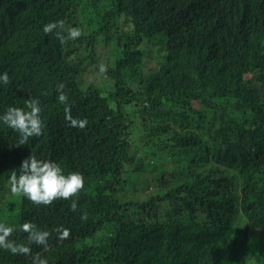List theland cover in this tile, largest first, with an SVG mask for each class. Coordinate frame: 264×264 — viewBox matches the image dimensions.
Here are the masks:
<instances>
[{"label": "trees", "instance_id": "obj_1", "mask_svg": "<svg viewBox=\"0 0 264 264\" xmlns=\"http://www.w3.org/2000/svg\"><path fill=\"white\" fill-rule=\"evenodd\" d=\"M50 22L62 23L66 47L43 31ZM69 28L81 35L69 38ZM147 40L165 41L167 59L133 97L146 132L165 138L164 163L153 165L164 214L158 200L120 197L125 164L138 156L126 124L133 112L89 82L104 71L128 99ZM109 43L104 65L99 47ZM2 72L0 113L36 98L43 125L20 144L0 122V171H19L31 153L87 179L73 209L32 207L0 177V221L69 230L56 264H264V0H0ZM66 106L87 129H65ZM1 253L0 264H26Z\"/></svg>", "mask_w": 264, "mask_h": 264}, {"label": "clouds", "instance_id": "obj_2", "mask_svg": "<svg viewBox=\"0 0 264 264\" xmlns=\"http://www.w3.org/2000/svg\"><path fill=\"white\" fill-rule=\"evenodd\" d=\"M54 29V30H53ZM52 42L58 43L64 47L67 46L68 40L63 33V25L61 22H50L43 26L45 33L51 32ZM67 35L69 38H76L81 35V31L78 28H69ZM148 48L150 46H158L163 49V59L161 65L149 72L144 73V58L141 63V71L130 77L126 86L128 99H123L119 94L115 80L109 78L112 83L111 88L105 91V97L113 103L122 102L126 103L132 110L133 114L138 118L141 125V138L145 139V146L153 149L150 157L158 156L160 159L166 156L162 148L163 140L151 136L146 132L143 125V120L140 116L139 109L142 104L139 105L138 101L134 99L133 93L136 92L141 84L140 81L146 76L157 72L166 62L167 50L165 41L147 40ZM144 51V47L141 46ZM149 50V49H148ZM250 74V77L246 75ZM253 73L248 71L244 74L243 78L251 79ZM9 76L7 72L0 73V83H7ZM64 85H60L57 88L58 100L65 102L67 96L64 94ZM66 119L64 121L65 129H71L76 131H83L87 129L86 119H75L69 113L67 106L65 108ZM76 115L79 114L74 109ZM41 105L38 99L29 98L25 100L24 107H18L15 105H9L2 113H0V122L7 125L10 129L17 131L19 135V143L24 144L29 137L39 136L42 131V119H41ZM81 116V115H80ZM135 121L133 117L126 120V124L129 126V140L130 151L133 152L132 142V128ZM131 156V154H130ZM153 163L148 161L143 163L142 159L138 156H131V161H127L124 168V180L120 186L119 195L126 202L142 203L140 200H134L126 198L123 194L125 186L129 185L132 192H137L139 189L136 187L138 176L140 172L150 168V173H153ZM134 165L133 168L131 166ZM19 171H10L7 167L4 171H0V177L2 184L5 187L10 186V191L13 194H22L24 198L22 201L35 208H47L56 204H70L74 209L76 207V199L80 193L86 189L87 179L84 176L83 171L65 168L62 169L60 164L54 160L38 158L30 153L28 157L21 161L19 165ZM169 172V171H166ZM164 172H161L163 174ZM145 183H148L147 179H143ZM165 208L160 206V212L165 213ZM69 230L64 228L62 224L44 227L39 225L32 219H21L19 223L14 227L13 225L0 221V249L1 254H6L10 257L16 258L25 262L26 264H56L54 252L57 247V243L61 242V238L67 237Z\"/></svg>", "mask_w": 264, "mask_h": 264}, {"label": "rangeland", "instance_id": "obj_3", "mask_svg": "<svg viewBox=\"0 0 264 264\" xmlns=\"http://www.w3.org/2000/svg\"><path fill=\"white\" fill-rule=\"evenodd\" d=\"M121 21H123V18H121ZM128 28V26H125ZM55 48H60L57 45H55ZM143 47L146 49V54L144 58V73H149L155 69H157L163 59V49L159 48L158 46H150L149 48L147 43L143 44ZM100 52H101V61L103 60V64L105 65L108 61L109 58H112V51H113V45L111 43L100 46L99 47ZM149 49V50H147ZM104 54V56H103ZM120 66H117L114 68L115 70L119 69ZM123 70L122 72L126 76V65L122 66ZM247 77H250V74L246 75ZM97 78V79H95ZM207 78H204L200 81L197 82V84L203 83ZM89 82H100L101 86L98 87H106L107 89L111 88L112 83L108 80L105 79V73L104 71H98L97 75L95 77L91 76L89 79ZM132 117L135 121L133 128H132V142H133V151L138 152V157L142 159L143 163H147L149 160L152 161L153 163H158L162 164L164 161H162L158 156L156 157H150L151 153L153 152V149L150 147L145 146V139L141 138V125L138 120V118L132 114ZM134 165L131 166L133 168ZM150 168H146V170H143L140 172L138 176V180L136 183V187L139 189L137 192H132L130 190V186L126 185L124 189V196L126 198L134 199V200H148L151 198L152 200H158L159 201V206L164 207L163 200H161L158 192L155 190L157 188V180H156V173H150L149 171ZM257 171H264V160L261 162L259 168ZM264 177V172L260 175V178ZM143 179H147L148 183H145Z\"/></svg>", "mask_w": 264, "mask_h": 264}]
</instances>
